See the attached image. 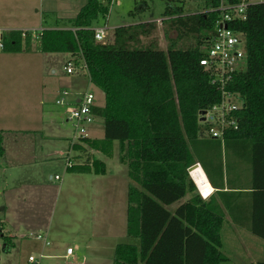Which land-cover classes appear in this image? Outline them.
I'll list each match as a JSON object with an SVG mask.
<instances>
[{
    "label": "trees",
    "instance_id": "1",
    "mask_svg": "<svg viewBox=\"0 0 264 264\" xmlns=\"http://www.w3.org/2000/svg\"><path fill=\"white\" fill-rule=\"evenodd\" d=\"M165 1L162 22L168 35L171 30L176 33L166 49L143 40L156 29L154 22L118 26L112 41L98 42L94 29L108 21L112 0H88L76 17L59 20L61 27L43 29L37 38L21 31L8 33L2 51H22L36 40L43 53L68 54V63L84 71L104 93L105 105L94 104L90 112L104 119L105 136H82L71 148L112 158L118 143L120 159L129 165L134 184L128 192L127 232L137 241L118 244L113 264H224L228 257L222 251L221 232L226 214L217 198L233 211L231 192L225 190V182H231L230 167L228 163L225 171L222 141L202 136L200 122V112L221 100L200 59L223 15L218 10L222 0H202L203 11L189 14L184 1ZM142 2L141 10H146L148 0ZM232 26L244 36L247 59L246 68L230 84L244 108L238 113L240 129L226 133L225 154L236 147L248 150L254 201L249 229L264 239V0L251 5L247 19ZM189 37L194 44L178 45ZM5 154L0 130V161ZM70 159L69 173L107 171L98 158ZM197 163L219 189V197L204 200L196 193L188 169ZM189 193L188 201L169 209ZM2 236L10 248L13 239Z\"/></svg>",
    "mask_w": 264,
    "mask_h": 264
},
{
    "label": "rangeland",
    "instance_id": "2",
    "mask_svg": "<svg viewBox=\"0 0 264 264\" xmlns=\"http://www.w3.org/2000/svg\"><path fill=\"white\" fill-rule=\"evenodd\" d=\"M42 1L43 7L39 9L41 10L45 8V12H43L44 15L54 14L50 8L60 6H62L63 9L60 11L58 10V13L61 15L63 14L62 16L75 15L73 14L75 13L74 11H76L75 8L69 9L68 4H65L66 0ZM87 1L88 0H78V11ZM182 1H184L185 11L187 13L203 11L202 0ZM50 3L53 7H51ZM142 3V0H112L110 5V15L108 21L105 23L108 26V34L102 42L107 43L112 41L114 39V29L118 26L140 22H154L156 24V29L152 32L151 36L143 40L146 43L155 41L161 48L166 49L171 42L169 37L176 38V33L173 30L169 32V35L166 33L167 25L162 22V13L166 7V1L148 0V7L146 10H141ZM38 5H40V2H38ZM131 11H135L134 16L131 14ZM102 24L105 25L104 22ZM45 26L47 27V25ZM186 43L194 44L195 39L189 37L188 39L180 41L178 45L184 46ZM37 48L38 41L34 40L32 42L31 52L5 54V51L3 52L0 50V71L10 70L5 73L7 81H5V84L1 82L3 87L0 85V103L5 104V106L2 107L4 109H0L1 114L4 118H8V116H10V109L11 112L17 115L19 113H28V108L32 114L30 115L33 118H38V114H40L41 109H43L44 115L46 116L45 118L51 122L48 124L50 130H54L55 134L59 133V135L72 137V135L76 133V127L74 126L73 121H67L65 118L64 114L66 107L57 104L56 99L55 101L51 100L49 95H47L46 92L43 93L41 89L42 84H46V88H49V85L52 87V84H55L56 81L57 84L59 83V76L65 73L66 61L69 58L64 53L46 55L42 52L40 53ZM54 70L57 71L56 74H54ZM14 71H17L18 74ZM12 72L14 73L12 74ZM21 83L27 88L25 91L27 93V103L15 98H9L10 91L8 92V89H11L10 85L13 84V88H17L15 85H20ZM66 88L71 91V88ZM62 89H64V87L59 88V91H61L59 93H62ZM92 89L95 90L94 87ZM7 94L8 98H6ZM70 95L67 97H73ZM52 121L55 122L52 123ZM201 124L202 127L205 126L204 123L201 122ZM24 125L27 124H18V126ZM87 126L85 125L88 133ZM37 135L38 137L41 136V134ZM31 136L32 135L20 137V139L27 137V139L22 141L23 148L28 149V147L32 145V142L28 140V138L33 140ZM17 139L20 140L19 138ZM46 144L50 147V150L62 148L64 146L62 141L48 142ZM67 145L68 143L65 144V146ZM59 157L60 155L55 154L49 159V161H46L47 168L49 169L51 166L54 178L56 177V174H53L54 172L63 176H65L64 174L69 173L64 170V166L66 168V158L62 157L60 160ZM63 161L64 164L62 163ZM125 168H127V166L119 163L117 158L108 159V175L105 176V181L97 182L98 179L95 177L93 182L85 181L80 182L77 185L78 189H80L79 194L83 193V195H85V202L81 203L79 201V204H77L76 196L72 193L70 176H68L66 183L61 185V182L54 181V178L52 179L53 181L49 180L51 174L45 175L48 181H51L55 186H48V188H45V190H49L51 197H49L47 202L43 204V212L37 220V225L39 226L33 227L35 221L33 219L28 220L26 216V219L20 218L16 210L17 206L13 207L14 210L12 209V214H10V223H3L4 231L3 233L0 231V264H32L29 262V257L31 255L39 258L42 262L41 264H113L114 250L118 244L137 241L128 235L127 214L123 215L122 212V205L124 204L125 206L126 202L122 201L121 191H118L119 189L123 190L122 182L119 181L123 179L122 177L123 173H125ZM4 172L5 171L0 170V205L5 203L3 194H1L2 188L5 185L4 179L7 177L11 180L12 173L20 174V171L18 170ZM35 172L36 175L37 172L40 174L41 169H37ZM108 177L110 178L109 180ZM37 182H41V177L38 178ZM112 182L121 183V186L119 187L118 183L113 186L114 183ZM110 190L111 196H108L107 192ZM114 192H116V194H114ZM117 194H120L121 197H116ZM90 197H96L93 203V210L88 209L91 205ZM39 204V202L38 204H33L32 209L35 210V207L39 208ZM81 205H84L85 209H82ZM128 205L129 203L127 206ZM0 217L3 219V214H0ZM38 228L43 229L42 233H46L45 235H47V238L49 233L51 246L46 252L48 257L45 258L44 256L41 257V249L39 248V245L42 244V242L39 241L37 237L39 231ZM5 231V234H8L9 232L17 234V237L13 239L14 241L12 242V245H9L10 248H6V241L2 236ZM223 238L226 245L229 241H227L224 236ZM74 241L80 244V249H76L74 256L66 258L65 254L67 253L68 247L71 246L73 249L75 248ZM237 253L239 257L240 255H243L241 251L239 252L237 250Z\"/></svg>",
    "mask_w": 264,
    "mask_h": 264
},
{
    "label": "crops",
    "instance_id": "3",
    "mask_svg": "<svg viewBox=\"0 0 264 264\" xmlns=\"http://www.w3.org/2000/svg\"><path fill=\"white\" fill-rule=\"evenodd\" d=\"M61 1V0H59ZM58 1V2H59ZM38 2H40V5H38ZM87 3V2H86ZM51 4V3H50ZM68 4L69 9L75 8L76 11H74L75 15L62 16L58 13V10H62V6L60 7H53L51 4L50 10L54 12V14H43L45 12V8L39 9L43 7V1L42 0H0V28L7 29V30H13V31H21V30H43L46 28H56L61 27L59 24V20L61 19H70L77 16L79 13L77 6H78V0H66V3ZM64 4V5H65ZM85 5V4H84ZM83 5V6H84ZM82 6V7H83ZM81 7V8H82ZM80 8V9H81ZM62 12V11H61ZM189 14V13H186ZM49 16V17H48ZM53 19H52V18ZM47 25V27L45 26ZM63 27V26H62ZM26 46V44L24 45ZM38 51H40L37 48ZM32 51V44L27 49L24 48L22 51L18 52H12V51H3L5 54H19L22 52H28ZM41 53V51H40ZM43 53V52H42ZM46 55L49 54H62V53H43ZM65 54V53H64ZM68 56V60L66 61V65L68 61H70V56ZM10 70H1L0 71V85L2 86L3 82L5 84V81L7 79L5 78V73ZM16 74H18L17 71H14ZM12 72V74L14 73ZM54 74L57 73L56 70L53 71ZM64 74L59 76V83L57 84V81L55 84L49 85V88H46V84H42V91L43 93L46 92L47 95H49V98L51 100L55 99L60 96L61 91H59V88H63L62 90H68L66 87L71 88L70 96L73 97H67V101L71 105H75L79 102L82 95H84L87 91H92L95 94V105L97 106H104L105 105V95L104 93L95 85H93L90 82V79L88 75L79 69H77V72L75 74H69L66 70H64ZM8 86V85H7ZM11 89H8V92L10 93L9 98H15L17 100H21L25 103L28 102L27 99V93L25 92L27 90L26 86L24 84L15 85L17 88H13V84L10 85ZM3 87V86H2ZM95 88L93 90L92 88ZM7 89V88H6ZM46 93H45V101L46 99ZM59 94V95H58ZM53 95V96H51ZM6 98H8V94L6 95ZM5 106V104L0 103V109ZM65 110V118L67 121H70L67 114V106ZM28 113H19L15 114L11 112L10 109V116L8 118H4V116L1 114L0 111V130L4 131V146L6 149L5 157L1 159L0 161V170H3L5 172H11L13 170L20 171V174H13L12 173V179L9 180L7 177L4 179L5 185L2 188L1 194H3V199L5 200V203L0 205L1 214H3V223L8 224L10 223V214H12L13 207L17 206V212L20 216V218L23 219H33L34 226L38 227L37 220L41 216L43 212V204L47 202V199L51 197L49 190L45 188L48 186L54 187L55 185L51 182L54 178V175H52L51 166L49 169L47 168V162L49 159H51L55 154L60 155V160L62 157H71L73 156V159L76 162H84L91 160V158H98L105 162L106 168H107V161L108 159H116L119 163L124 164L127 166L125 168V173H123V179L119 182H122V188L123 190L119 189L118 191H121L122 195V201L126 202L125 206L122 205V212L123 215L127 214L128 218V206L129 203L128 200V192L129 187L132 183V179L129 176V165L126 162H122L120 159L121 153L119 144L116 143V149L114 152V156L112 158H108L107 156L103 155L100 152L94 151V150H86V151H74L71 146L74 141V135L72 137L70 136H63L59 135V133L55 134L54 130H50V127L48 124L51 122L47 120L44 115V110L41 109L40 114H38V118H33L31 115V112L27 108ZM43 110V111H42ZM21 112V111H19ZM31 114V115H30ZM54 119L53 117H51ZM55 120V119H54ZM34 123H32V122ZM55 121H52L54 123ZM58 123V122H57ZM18 124H27L24 126H18ZM31 124V125H28ZM88 125V126H87ZM88 128V136L91 138H103L105 136V123L104 119L100 116H94L93 121L86 124ZM37 134H41L40 137H38ZM30 136L33 138H28L32 142V145L28 147V149L23 148V140L27 139H20V137ZM19 138L20 140H18ZM62 141L64 146L62 148L50 150V147L47 146L46 143L48 142H60ZM35 142V143H34ZM65 146V144H67ZM222 150H223V161L225 165V171L226 166L229 163V171H230V178L231 182L230 185L225 182V190H228L231 192L230 196V205H231V211L230 212L222 202V200L218 196V188L215 187L206 171L204 170L201 163H198L202 169L204 170L209 183L211 184L212 191L206 195L204 194L201 186L195 181V179L192 176L191 169H188V172L193 179L197 190L196 193L201 195V197L204 200H208L211 197H216L219 202L221 203L222 207H224V212L226 214V221L224 223L223 229H222V237L224 236L227 241H229L226 245L224 243L223 238V246L222 251L224 254L228 257V260L224 264H264V239L261 237H258L255 235L250 229H249V220L251 218V208L253 206V176H252V170L251 165L248 160V154L245 149V147H236L232 149L228 155L225 154V142H222ZM76 156V159L74 158ZM116 156V157H115ZM64 158V159H65ZM45 161V162H44ZM64 164V161L62 162ZM62 164V165H63ZM41 169V173L36 172L35 170ZM64 170L66 171V168L64 166ZM107 170V169H106ZM4 172V173H5ZM67 172V171H66ZM106 171L103 174H86V173H68L64 174L65 176L59 174V173H53L56 174V176H60V179L54 178V181L61 182V185L66 183L68 176L71 177V185H72V193L76 196L77 204H79V201L81 203H84V196L83 193L79 194L78 184L80 182L85 181H91L93 182L95 177H97V182H103L105 181V176L108 175ZM51 174V175H50ZM41 175V176H40ZM45 175H50L51 181H48V179L45 177ZM227 176V174H226ZM225 176V179L227 180V177ZM41 177V182H37L38 178ZM92 177V178H91ZM101 177V178H99ZM110 178L108 177V180ZM107 180V181H108ZM69 181V180H68ZM111 181V180H110ZM73 182V183H72ZM88 183V182H86ZM114 183L113 186L117 185L118 182H112ZM119 187L121 186V183H118ZM110 191H108V196L110 195ZM116 194V192H114ZM50 195V196H49ZM120 194H117L116 197H121ZM111 196V195H110ZM192 197V194L189 193L187 196L182 198L181 200L175 202L174 204L169 206L170 210H174L176 207H178L180 204L188 201ZM91 199V205L88 209L93 210V203L94 199L96 197H90ZM87 199V196H86ZM11 202V203H10ZM13 202V204H12ZM39 204V208L35 207V210H33V204ZM10 203V205H9ZM264 203V200L263 202ZM12 204V205H11ZM82 209H85L84 205H81ZM98 207V206H96ZM11 210V213H10ZM103 211V209H102ZM234 212V214H233ZM26 216V218H25ZM238 220H236V219ZM128 225V224H127ZM32 227V226H27ZM38 239L42 242V244L39 245V248L41 249V256L43 255L44 258L48 257L46 254L47 250H49L51 246V242L49 239V233L48 238L46 233H42V228H38ZM4 231V230H3ZM2 231V233H3ZM18 232V230H17ZM6 231L4 232V234ZM12 239L17 237V234L9 232L7 234ZM40 236V237H39ZM14 241V240H13ZM75 242V248L71 255H68V253L65 254V257H72L75 255L76 249H80V244L78 242ZM71 247V246H69ZM68 247V248H69ZM227 250H226V248ZM116 249V247H115ZM237 250L242 252L243 255L238 256ZM115 253V250H114ZM239 258V259H238ZM243 260V261H241ZM42 262L40 261V264Z\"/></svg>",
    "mask_w": 264,
    "mask_h": 264
},
{
    "label": "built area",
    "instance_id": "4",
    "mask_svg": "<svg viewBox=\"0 0 264 264\" xmlns=\"http://www.w3.org/2000/svg\"><path fill=\"white\" fill-rule=\"evenodd\" d=\"M263 0H239L238 3L231 4L228 0H222L218 10L223 15L216 22V27L208 39V45L204 47V55L200 59V65L208 71L210 82L217 87L221 93V100L205 109L206 113L200 115L205 117L202 123V136L225 141L226 133L229 130L240 129V119L238 113L244 108V102L241 96L230 89L234 77L246 68L247 51L244 36L234 29L233 23L246 20L249 7ZM95 38L102 42L108 34V26L99 25L95 29ZM42 30H21L24 36L31 34L37 38ZM13 30L0 28V50L5 48V38ZM69 74H75L77 68L73 63H67L65 67ZM70 95L68 90H63L56 102L59 105L67 106L68 118L74 122L75 136L74 141L80 137L88 136L85 125L93 121L91 106L95 104V94L87 91L82 95L79 102L71 105L67 101ZM71 164L70 157H66V166ZM192 173V171H191ZM60 179V176H56ZM40 237V236H39ZM74 249H67L68 255L73 253ZM43 257V255L41 256ZM40 259L31 255L29 262L40 264Z\"/></svg>",
    "mask_w": 264,
    "mask_h": 264
},
{
    "label": "bare ground",
    "instance_id": "5",
    "mask_svg": "<svg viewBox=\"0 0 264 264\" xmlns=\"http://www.w3.org/2000/svg\"><path fill=\"white\" fill-rule=\"evenodd\" d=\"M192 176L195 181L201 186L204 194L208 195L212 191L211 184L208 181V178L200 165H197L192 170Z\"/></svg>",
    "mask_w": 264,
    "mask_h": 264
},
{
    "label": "water",
    "instance_id": "6",
    "mask_svg": "<svg viewBox=\"0 0 264 264\" xmlns=\"http://www.w3.org/2000/svg\"><path fill=\"white\" fill-rule=\"evenodd\" d=\"M205 113H206L205 110H203V111L200 112L201 115H204ZM204 119H205V117L202 116V117H201V121H203ZM197 165H199V164L197 163V164L193 165L192 167H190L191 171H192L193 168L196 167Z\"/></svg>",
    "mask_w": 264,
    "mask_h": 264
}]
</instances>
